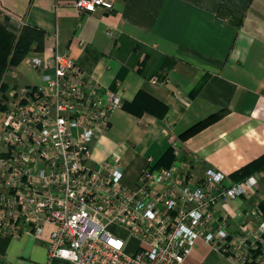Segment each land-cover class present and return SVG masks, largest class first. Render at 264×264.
Here are the masks:
<instances>
[{
	"label": "crops",
	"instance_id": "1",
	"mask_svg": "<svg viewBox=\"0 0 264 264\" xmlns=\"http://www.w3.org/2000/svg\"><path fill=\"white\" fill-rule=\"evenodd\" d=\"M75 2L0 0V21L41 30L33 54L67 53L121 95L123 104L92 144V163L117 158L131 178L147 165H171L174 154L165 153L176 147L192 158L197 175L206 168L231 181L260 174L250 198H219L215 204L228 214L230 230L241 228L242 215L264 197V0H116L112 10L93 12L79 11ZM32 71L33 83L8 81L36 85L43 70ZM51 229L46 225L40 236L0 235V264H41ZM187 262L240 264L200 238Z\"/></svg>",
	"mask_w": 264,
	"mask_h": 264
},
{
	"label": "built area",
	"instance_id": "2",
	"mask_svg": "<svg viewBox=\"0 0 264 264\" xmlns=\"http://www.w3.org/2000/svg\"><path fill=\"white\" fill-rule=\"evenodd\" d=\"M115 1L75 6L112 10ZM29 61L42 68L40 83L0 96V235L40 236L51 225L41 264H188L198 238L234 263L264 264V197L249 206L238 230L215 209L219 198H250L262 175L240 182L212 168L196 175L192 158L176 147L171 165H147L131 178L117 158L94 165L92 144L121 95L67 53Z\"/></svg>",
	"mask_w": 264,
	"mask_h": 264
},
{
	"label": "trees",
	"instance_id": "3",
	"mask_svg": "<svg viewBox=\"0 0 264 264\" xmlns=\"http://www.w3.org/2000/svg\"><path fill=\"white\" fill-rule=\"evenodd\" d=\"M23 26L27 29L25 34H21L17 40V42H15V35L12 34V32L8 31L5 27H0V79L3 75V73L6 71L7 67L11 64H16L18 63L23 56L27 53V45L29 44V41H33L36 42V46H41V42H42V38H43V33L41 30L36 29L34 27H30L28 25L23 24ZM36 31L38 33L37 37L33 35V33H31L30 31ZM139 95V94H138ZM153 103L155 104V106L157 107H163V104L152 98ZM125 103V102H124ZM123 104V103H122ZM124 106H126L127 109L134 111L135 108L133 107V103H126L124 104ZM204 120L197 122L196 124H194L189 131L193 130L194 128L198 127V125L200 123H203ZM172 149V150H171ZM170 149V152H166L165 156H170V154L173 153V148ZM173 158H175L173 156ZM170 165V164H169ZM168 165V166H169ZM155 167H160V165H158L156 163V165H154ZM247 167H244L243 169L245 170ZM241 169V170H243ZM234 180V179H233ZM242 180H234V182H240L243 181ZM262 207L264 208V205L261 204ZM247 264H253V263H247Z\"/></svg>",
	"mask_w": 264,
	"mask_h": 264
},
{
	"label": "rangeland",
	"instance_id": "4",
	"mask_svg": "<svg viewBox=\"0 0 264 264\" xmlns=\"http://www.w3.org/2000/svg\"><path fill=\"white\" fill-rule=\"evenodd\" d=\"M0 27H3V28L5 27L8 31L12 32V34L15 35L16 37L15 42H17L21 34H25L27 31V29L23 26V24L21 23L14 24L13 22H9L8 20L0 21ZM30 32L33 33V35L37 37L38 33L35 30L30 31ZM36 44H37L36 42L29 41V44L27 45L26 51L30 53L31 56L35 55L33 54L32 50L37 49ZM32 69L33 68L30 65V61L29 62L23 61V62H18L16 64L9 65L0 79V96L3 95L5 91H7L10 87L18 86V85H15L14 83H10L8 79L12 80L13 82H17V83L18 82L20 83L35 82V77H34V73ZM11 71L17 73L18 77L16 79L13 78ZM128 172L131 174L132 171L130 170ZM194 173L196 175L198 174L196 172Z\"/></svg>",
	"mask_w": 264,
	"mask_h": 264
}]
</instances>
